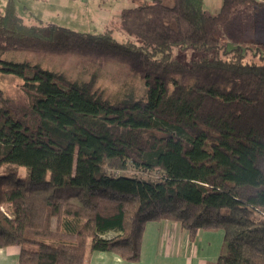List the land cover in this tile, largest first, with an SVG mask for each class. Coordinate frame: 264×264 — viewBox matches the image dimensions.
<instances>
[{"label": "trees", "instance_id": "trees-1", "mask_svg": "<svg viewBox=\"0 0 264 264\" xmlns=\"http://www.w3.org/2000/svg\"><path fill=\"white\" fill-rule=\"evenodd\" d=\"M264 0H137L119 28L141 44L0 9V247L17 264H84L86 251L140 259L144 226L223 232L214 264H264V55L246 60L216 31ZM203 55L188 63L174 48ZM80 58L71 78L12 55ZM134 82L98 87L107 63ZM159 169L149 179L115 174ZM20 168L24 169L23 172ZM116 232L104 237L108 232ZM89 241V243H88Z\"/></svg>", "mask_w": 264, "mask_h": 264}, {"label": "rangeland", "instance_id": "rangeland-1", "mask_svg": "<svg viewBox=\"0 0 264 264\" xmlns=\"http://www.w3.org/2000/svg\"><path fill=\"white\" fill-rule=\"evenodd\" d=\"M8 0H0V9L3 10ZM136 0H124V7H133ZM204 0V9L209 14L219 11L221 0ZM18 14L27 24L48 23L56 24L85 33H102L110 30L115 39L125 42L131 40L141 44L140 39L126 35L118 25V15L114 9H107L91 3H63L61 0H13ZM213 2V4H212ZM212 4V6H211ZM216 35L228 47L241 45L246 49V60H260L264 55V3L256 6L251 2L239 7L235 20L221 26ZM203 55V51L193 47L185 49L174 48L171 58L188 63L193 58ZM16 60H25L42 67L61 70L71 78L80 76L88 78V72H79L80 58L70 54L44 55L34 52H19L12 55ZM122 82L132 83L134 80L123 66L115 63H107L101 71L98 87L106 88V93L111 94L117 90ZM23 172L24 169L20 168ZM115 174H125L149 179H157L161 176L159 169L140 171L133 167L124 171H116ZM114 233H107L104 237H111ZM89 243V241H88Z\"/></svg>", "mask_w": 264, "mask_h": 264}, {"label": "crops", "instance_id": "crops-1", "mask_svg": "<svg viewBox=\"0 0 264 264\" xmlns=\"http://www.w3.org/2000/svg\"><path fill=\"white\" fill-rule=\"evenodd\" d=\"M30 1L33 2V0ZM61 1L65 4L72 2L96 4L102 8L114 9L116 15H119L121 9L126 8L123 5L124 0ZM135 2L137 3V0ZM111 233L116 234L113 231ZM222 243L223 232L221 230H198L194 240H188L187 233L180 228L178 223L165 220L152 221L144 226L138 261H126L113 252L89 251L88 249L84 264H214L222 250ZM17 263L18 247H0V264Z\"/></svg>", "mask_w": 264, "mask_h": 264}]
</instances>
